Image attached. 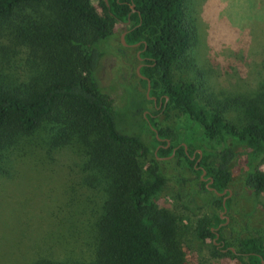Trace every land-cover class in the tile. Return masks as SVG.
Wrapping results in <instances>:
<instances>
[{"label":"trees","instance_id":"obj_1","mask_svg":"<svg viewBox=\"0 0 264 264\" xmlns=\"http://www.w3.org/2000/svg\"><path fill=\"white\" fill-rule=\"evenodd\" d=\"M93 1L0 0V174L9 173L11 155L28 147L51 155L69 146L80 158L79 182L102 196L90 254L28 264H190L178 218L157 203L165 183L159 161L175 156L178 166L198 176L205 171L199 183L214 196L196 234L214 238L223 222L216 208H230L223 198L234 182L237 146L247 147L250 161L242 186L264 192L257 167L264 160V79L252 94L221 101L210 92L217 105L201 101L196 82L173 77L179 62L194 65L196 25L186 0ZM116 23H130L124 41L137 45L144 88H126L120 106L107 100L95 73L104 55L121 56L112 42ZM18 68L20 79L6 73ZM226 109L241 115L239 124L224 117ZM161 111H175L181 124L160 127L154 116ZM239 253L242 264H264V231L240 238Z\"/></svg>","mask_w":264,"mask_h":264},{"label":"rangeland","instance_id":"obj_2","mask_svg":"<svg viewBox=\"0 0 264 264\" xmlns=\"http://www.w3.org/2000/svg\"><path fill=\"white\" fill-rule=\"evenodd\" d=\"M93 3L97 6L98 0ZM186 3L196 25V41L189 49L194 65L188 67L179 62V67L173 69L174 79L196 82L197 97L205 102L213 103L210 92L221 101L242 93L252 94L264 79V0ZM129 24L114 26L112 42L116 48L122 47L121 56L104 55L95 72L103 94L114 106L124 103L126 88L133 92L139 79L137 45L126 46L120 41ZM6 73L22 77L20 68ZM137 87L144 90L139 83ZM126 101L128 105L131 98ZM131 107L128 105L126 111L130 121ZM223 112L224 117L239 124L241 115L236 110ZM154 120L160 127L173 129L181 124L175 111H161ZM247 150L243 145L237 146L231 165L234 182L225 198L230 199V208L225 213L216 208L219 215L228 217L227 224L217 230L220 238L229 243L224 251L213 238L202 240L196 234L198 219L210 214L212 190L201 188L200 177L189 167L178 166L175 156L159 161L165 183L157 203L178 218L182 248L190 264H242L244 257H238L240 238L263 233L264 192L252 193L240 182L249 169ZM16 154L5 164L9 173L0 174V264H28L40 256L90 254L92 227L102 196L79 182V155L69 146L51 155L41 148L29 147ZM257 167L264 171L263 159ZM191 197L193 202L185 206L183 202ZM227 246L234 255L227 253Z\"/></svg>","mask_w":264,"mask_h":264},{"label":"flooded vegetation","instance_id":"obj_3","mask_svg":"<svg viewBox=\"0 0 264 264\" xmlns=\"http://www.w3.org/2000/svg\"><path fill=\"white\" fill-rule=\"evenodd\" d=\"M201 175H202V173H201ZM201 175L199 176L200 179L206 181L207 179L205 178V176L203 175V177H201ZM205 184H206V186H208V183H205ZM222 212H224V211L222 210ZM222 216H225V215H220V217H222ZM227 222H228V217L225 216V218L223 219V222H221L219 224V226L214 229V232L216 233V235L213 238V242L214 243H218V246L217 247H221L219 249L222 250V251L226 250V248L224 247L225 246V241L220 238L219 232L217 230L222 225L227 224ZM214 240H217V241H214ZM227 248H230L231 249V247H229V246H227Z\"/></svg>","mask_w":264,"mask_h":264},{"label":"water","instance_id":"obj_4","mask_svg":"<svg viewBox=\"0 0 264 264\" xmlns=\"http://www.w3.org/2000/svg\"><path fill=\"white\" fill-rule=\"evenodd\" d=\"M105 1H106V0H105ZM126 23H128V22H126ZM124 35H125V32H122V33H121V36H120V41H121L122 45H126V46H128V44H126L125 41H124ZM137 56H138V54H137ZM140 66H141V64H138V65H137V67H136V73H137L138 76L142 77V75L139 73ZM148 91H149V85H148L147 90H146V94H147V95H148ZM148 97H149V96H148ZM154 100H155V99H154ZM203 175H205V171H202V175H201V177H203ZM207 187H208V186H207ZM209 189L212 190V188H210V187H209ZM225 191H226V190H224V192H225ZM229 193H230V191H229ZM225 198H226V197L223 198V204H224ZM223 211L226 212V208H225V207L223 208ZM231 250H233V249L231 248Z\"/></svg>","mask_w":264,"mask_h":264}]
</instances>
